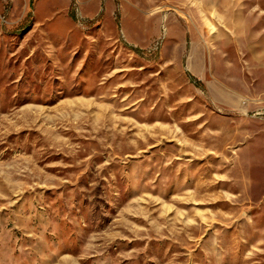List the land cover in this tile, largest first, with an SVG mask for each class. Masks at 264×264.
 <instances>
[{
    "label": "rangeland",
    "instance_id": "374dc122",
    "mask_svg": "<svg viewBox=\"0 0 264 264\" xmlns=\"http://www.w3.org/2000/svg\"><path fill=\"white\" fill-rule=\"evenodd\" d=\"M0 264H264V0H0Z\"/></svg>",
    "mask_w": 264,
    "mask_h": 264
}]
</instances>
